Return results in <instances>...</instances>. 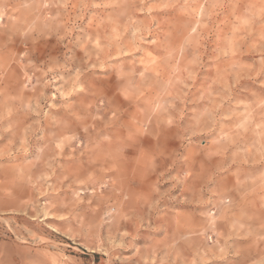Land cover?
<instances>
[{
  "label": "rangeland",
  "instance_id": "1",
  "mask_svg": "<svg viewBox=\"0 0 264 264\" xmlns=\"http://www.w3.org/2000/svg\"><path fill=\"white\" fill-rule=\"evenodd\" d=\"M0 264H264V0H0Z\"/></svg>",
  "mask_w": 264,
  "mask_h": 264
}]
</instances>
